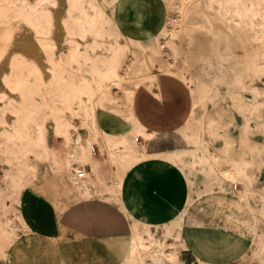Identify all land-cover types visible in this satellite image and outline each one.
I'll use <instances>...</instances> for the list:
<instances>
[{
    "label": "bare ground",
    "instance_id": "obj_1",
    "mask_svg": "<svg viewBox=\"0 0 264 264\" xmlns=\"http://www.w3.org/2000/svg\"><path fill=\"white\" fill-rule=\"evenodd\" d=\"M142 1L0 0V161L10 182L0 186V264L10 263L18 228L31 232L19 211L23 191L47 177L76 199L103 198L127 215L130 246L120 264H185L188 207L207 195L250 234L252 255L264 264V187L255 185L264 156L234 157L227 143L217 153L202 135L207 104L222 93L264 94L257 85L264 0H163L154 32L131 26L130 9ZM159 74L185 84L191 110L178 132L185 146L150 152L154 131L136 116L133 98L140 86L158 95ZM150 160L180 169L193 193L165 219L160 237L133 216L124 194L127 174ZM79 166H88L83 178ZM241 209L249 218H239Z\"/></svg>",
    "mask_w": 264,
    "mask_h": 264
},
{
    "label": "crops",
    "instance_id": "obj_2",
    "mask_svg": "<svg viewBox=\"0 0 264 264\" xmlns=\"http://www.w3.org/2000/svg\"><path fill=\"white\" fill-rule=\"evenodd\" d=\"M134 8L138 10L137 4ZM175 79L177 78L159 74L158 95L145 86H140L135 91L134 112L136 111V116L148 130L154 131L153 137L147 141V149L150 152L185 146L183 137L178 132L191 110L190 92L185 84L178 80L182 83L180 84ZM165 163L150 160L143 166L138 165L137 169L127 174L125 180L127 206L135 218L139 216L140 210L143 208L146 210L148 200L154 203L166 202L165 216L174 214V211L168 208L170 204L167 205V202L179 199L178 185L181 182L178 181L176 166ZM142 185L144 195L140 196L139 186ZM62 187L61 181L47 177L36 179L23 191L19 211L31 230L29 232L31 235L36 238L51 239L54 243L65 234L92 240L128 236L131 229L130 221L114 202L99 197L76 199L72 194L70 199H65L64 194L68 193L62 190ZM59 193H62L63 197ZM151 207L153 209L158 207V211L161 210V206L157 204ZM193 213L195 216L187 213L182 229L187 246L186 262L191 260L197 262L200 259L209 264H229L241 254L233 252L229 246L228 240L232 236L229 235L228 230L221 228L220 221L203 216L198 211ZM247 235L250 238V235ZM129 246L128 236L127 245L119 252L120 261L115 264L121 263Z\"/></svg>",
    "mask_w": 264,
    "mask_h": 264
},
{
    "label": "rangeland",
    "instance_id": "obj_3",
    "mask_svg": "<svg viewBox=\"0 0 264 264\" xmlns=\"http://www.w3.org/2000/svg\"><path fill=\"white\" fill-rule=\"evenodd\" d=\"M163 8V0H144L139 10H135L133 7L130 9V14L133 12L130 16V19L133 18L131 26L135 30L145 28L144 30L156 31L162 20ZM8 46L12 47V41H9ZM217 46L223 48L224 52L238 50L235 48L225 49L219 43ZM200 64L199 60L193 61V68L197 73L200 72ZM175 80L178 81V79ZM178 82L182 84L180 81ZM257 85L264 88V75L257 79ZM205 111L202 135L209 149L223 153L224 144L227 143L228 153L234 157L250 158L254 153H262L264 156V94L254 95L250 90L224 92L214 103L207 104ZM75 121V124L79 126V120L75 119ZM80 132L84 133V129L80 128ZM262 167L255 172L257 181L255 185L261 188L264 187V165ZM6 168L7 164L0 161V186L2 188L7 187L10 183L5 176ZM179 170L178 181L181 182L178 185L177 196L179 199L167 202V205L171 204L168 208L174 213L178 209L186 207L189 195H193V193L190 194L189 178ZM126 187L125 184V196L127 195ZM139 188V194L143 196V185ZM59 194L63 197L62 193ZM71 196L64 194L65 199H70ZM164 203L166 202L157 201L154 203L148 200L147 207L145 206L146 210L145 208L140 210V215L136 217V219L149 222L151 228L154 226V233L159 237L162 231L161 225L167 219L164 214L167 209L166 207L164 209ZM155 204L161 206V210L158 211V207L156 209L151 207ZM194 211L220 221L221 228L230 232L229 235L232 238L228 240V244L233 252L241 254H238L229 264H261V261L252 255L251 241L247 235L249 233L224 216L225 208L216 202L214 195L204 196L193 206L188 207L189 215L195 216L193 215ZM236 214H240L239 218H249L246 210L241 209ZM17 232L18 240L16 246L13 245L10 248L12 258L9 264H115L120 261V250L128 243V236L92 240L69 234H65L54 243L51 239L36 238L22 228H18ZM186 257V252H180L182 261Z\"/></svg>",
    "mask_w": 264,
    "mask_h": 264
},
{
    "label": "built area",
    "instance_id": "obj_4",
    "mask_svg": "<svg viewBox=\"0 0 264 264\" xmlns=\"http://www.w3.org/2000/svg\"><path fill=\"white\" fill-rule=\"evenodd\" d=\"M71 138L73 139V140H77V132H75V131H72L71 132ZM96 148H97V146H96ZM98 150V149H97ZM88 166H79L78 168H77V177L78 178H83L84 176H85V169L87 168ZM238 186V184H234V189H236V187ZM185 264H198V262H196V261H194V260H191V261H189V262H186L185 260L183 261Z\"/></svg>",
    "mask_w": 264,
    "mask_h": 264
}]
</instances>
